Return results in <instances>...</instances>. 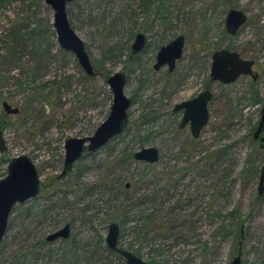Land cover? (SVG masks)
I'll return each instance as SVG.
<instances>
[{
	"label": "rangeland",
	"instance_id": "1",
	"mask_svg": "<svg viewBox=\"0 0 264 264\" xmlns=\"http://www.w3.org/2000/svg\"><path fill=\"white\" fill-rule=\"evenodd\" d=\"M230 10L247 16L227 33ZM71 27L95 70L89 76L64 51L45 0H0V126L12 159L26 155L39 195L16 205L0 245V264H126L106 251L109 226L120 248L147 264H264V150L254 140L264 106V0H73ZM147 38L132 53L136 36ZM183 36L175 69L156 71L160 49ZM237 52L256 62L247 76L223 85L210 78L212 56ZM126 77L131 100L120 135L85 151L64 173L66 141L88 138L110 115L108 79ZM213 93L201 136L180 129L175 107ZM7 103L18 114H7ZM156 148L155 164L137 152ZM70 225L68 240L45 239ZM145 237V240L143 239Z\"/></svg>",
	"mask_w": 264,
	"mask_h": 264
},
{
	"label": "water",
	"instance_id": "2",
	"mask_svg": "<svg viewBox=\"0 0 264 264\" xmlns=\"http://www.w3.org/2000/svg\"><path fill=\"white\" fill-rule=\"evenodd\" d=\"M73 0H45L46 4L54 10L53 27L56 31L60 47L73 53L78 59L84 71L89 75L95 74L89 55L86 51L85 44L71 27L67 6ZM247 21V16L238 10H230L227 16V31L235 35L239 28ZM146 37L138 34L135 43L132 46V53L137 54L143 50L146 45ZM185 46V38L180 36L173 40L167 46L160 49L157 54V62L154 66L156 71L164 66L169 67L172 72L176 67V62L182 58ZM253 62L242 61L235 52L222 50L213 57L211 78L213 81H220L224 84L235 82L241 75L252 74ZM113 92V104L107 120L100 125L95 134L88 138L69 139L66 141V159L64 173L78 161L84 151L95 152L105 146L114 137L123 133L128 122V110L131 106V100L124 94L126 77L122 73H117L108 79ZM212 100V93L205 91L200 93L196 98L183 102L176 106L175 110L184 109L185 114L181 128L189 122L191 124V133L195 139L201 135L202 129L208 124L209 113L208 104ZM7 114H18V109H13L7 103L3 104ZM254 139L261 140L264 148V107L261 113V119ZM7 143L4 139V131L0 127V154L7 151ZM134 158L139 162L155 164L159 161V151L156 148L143 149L137 152ZM8 175L0 180V245L8 229V221L13 208L36 198L41 191V182L38 171L29 157L22 155L11 160L8 165ZM259 194L264 195V164L261 168L259 179ZM70 225L67 224L63 229L49 235L45 242H51L58 239L68 240L70 237ZM120 228L117 223L109 226L106 245L109 250L117 253L124 258L126 264H147L137 255L120 248L119 244ZM231 264H242L240 256L236 257Z\"/></svg>",
	"mask_w": 264,
	"mask_h": 264
},
{
	"label": "flooded vegetation",
	"instance_id": "3",
	"mask_svg": "<svg viewBox=\"0 0 264 264\" xmlns=\"http://www.w3.org/2000/svg\"><path fill=\"white\" fill-rule=\"evenodd\" d=\"M226 21H227V18H226ZM225 27H226V22H225ZM240 29V28H239ZM226 30H227V27H226ZM227 33L228 34H230L228 31H227ZM139 34H141V33H139ZM237 34V33H236ZM235 34V35H236ZM144 35V34H143ZM231 36H234V35H232V34H230ZM145 36V35H144ZM147 39V38H146ZM147 42V41H146ZM144 49V48H143ZM224 50H227V49H224ZM222 51V50H221ZM227 51H230V50H227ZM218 52H220V51H217V52H215L214 54H213V56H212V64H213V57H214V55L216 54V53H218ZM230 52H234V51H230ZM235 53H237V52H235ZM238 54V53H237ZM239 55V57H240V59L242 60V61H246V62H253L254 64H253V66H252V74H249V75H241L240 77H242V76H247L248 78H251L253 81H256L258 78H259V75L258 74H255L254 73V68H255V65H256V62L255 61H253V60H247V59H243L241 56H240V54H238ZM183 56V55H182ZM156 60H157V57H156ZM157 62V61H156ZM177 63V62H176ZM164 67H168V66H164ZM168 69H169V67H168ZM211 70H212V65H211ZM95 71V70H94ZM240 77H238V79L240 78ZM210 78H211V74H210ZM237 79V80H238ZM236 80V81H237ZM211 81L212 82H217V83H220V84H223V85H229V84H224V83H222V82H220V81H213L212 80V78H211ZM235 81V82H236ZM234 83V82H233ZM232 84V83H231ZM205 91H210V90H208V89H206ZM205 91H203V92H205ZM203 92H201V93H203ZM211 92V91H210ZM212 93V92H211ZM198 96H199V94H198ZM196 98V97H195ZM194 99V98H193ZM212 99H213V93H212ZM192 100V99H191ZM188 101H190V100H188ZM184 102H187V101H184ZM211 102V101H210ZM209 102V103H210ZM183 103V102H182ZM182 103H180V104H182ZM179 104V105H180ZM209 105V104H208ZM264 107V106H263ZM176 108V107H175ZM176 111V110H175ZM179 111H183V117H182V120H181V123H180V129H182V130H184V129H189L190 130V133H191V124H190V122L185 126V127H183V128H181V124H182V122H183V118H184V114H185V110L184 109H182V110H179ZM176 112H178V111H176ZM208 113H209V109H208ZM209 119H210V114H209ZM261 119V118H260ZM208 122H209V120H208ZM208 125V124H207ZM206 125V126H207ZM259 125V124H258ZM205 126V127H206ZM1 127V126H0ZM204 127V128H205ZM203 128V129H204ZM258 128V127H257ZM202 129V130H203ZM256 131H257V129H256ZM201 133H202V131H201ZM191 135H192V133H191ZM201 136V135H200ZM193 137V136H192ZM194 138V137H193ZM200 138V137H199ZM5 139V138H4ZM195 139V138H194ZM255 141H257L258 143H259V145H260V147H261V149L262 150H264V148H262V144H261V140L259 139V140H256V139H254ZM87 151V150H86ZM85 152V151H84ZM83 155V154H82ZM159 159H160V155H159ZM264 164V163H263ZM263 166V165H262ZM262 168V167H261ZM260 174H261V169H260ZM241 258V257H240Z\"/></svg>",
	"mask_w": 264,
	"mask_h": 264
},
{
	"label": "trees",
	"instance_id": "4",
	"mask_svg": "<svg viewBox=\"0 0 264 264\" xmlns=\"http://www.w3.org/2000/svg\"><path fill=\"white\" fill-rule=\"evenodd\" d=\"M143 239L145 240V237H143ZM107 252H109L111 255L115 256V257H120L117 253L112 252L111 250H109L108 248H105ZM121 258V257H120Z\"/></svg>",
	"mask_w": 264,
	"mask_h": 264
}]
</instances>
